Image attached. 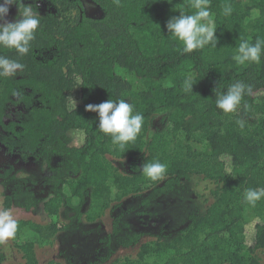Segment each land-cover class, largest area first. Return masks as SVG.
Returning a JSON list of instances; mask_svg holds the SVG:
<instances>
[{"label": "trees", "instance_id": "trees-1", "mask_svg": "<svg viewBox=\"0 0 264 264\" xmlns=\"http://www.w3.org/2000/svg\"><path fill=\"white\" fill-rule=\"evenodd\" d=\"M21 2L36 9L40 24L27 55L0 47V56L24 65L14 77H0V156L13 162L0 168L3 210L31 212L42 203L50 218L63 212L71 225L93 224L138 200L114 216L102 263L115 243L138 251L110 264H264V198L254 207L243 199L246 189L264 188V52L258 64L232 59L241 41L264 39V0H210L216 46L192 53H181L166 29L180 10L194 11L190 0ZM226 2L230 16L222 14ZM9 14V22L20 18L16 4ZM189 76L197 82L185 93ZM237 81L251 91L234 113L223 114L217 93ZM109 98L124 99L144 117L124 148L98 131L97 113L85 110ZM157 160L167 168L152 180L140 167ZM126 163L129 170L119 167ZM192 179L205 183L209 205L186 208L176 226L183 228L142 243L128 217L135 209L149 215L161 197L190 201L180 195ZM38 186L46 190L43 200ZM17 221L8 240L24 264H39L36 246L67 230L63 223Z\"/></svg>", "mask_w": 264, "mask_h": 264}, {"label": "clouds", "instance_id": "clouds-1", "mask_svg": "<svg viewBox=\"0 0 264 264\" xmlns=\"http://www.w3.org/2000/svg\"><path fill=\"white\" fill-rule=\"evenodd\" d=\"M13 4L18 6L20 18L16 22L0 23V47L14 49L20 56H24L32 51L31 42L35 39L40 15L32 5H23L21 0H0V21L5 20L9 7ZM189 7L194 10L191 14L180 10L179 16H172L167 21L166 29L169 36L182 45L181 53H192L208 45L215 48L217 26L210 12V0H190ZM232 12V4L226 2L222 6V14L230 16ZM262 52H264V39L257 38L255 43L243 40L235 49L232 59L238 65L258 64ZM23 68L24 65L17 60L0 56V77H14ZM196 82L191 76L185 78L181 86L182 90L185 93H192ZM250 91V85L237 81L229 85L226 91L217 93L215 106L223 114L234 113L241 105L244 95ZM85 110L98 114L96 128L100 133L110 136L111 142L120 148L136 140L144 122L143 115L134 114L133 105L124 99L109 98L99 104H88ZM244 124L243 120H237V125L241 129ZM166 168V164L157 160L142 164L140 170L147 178L156 180L165 173ZM262 198H264V188H249L243 195L244 201L253 207ZM17 229L18 221L13 218L11 212L7 209L0 210V241L14 238Z\"/></svg>", "mask_w": 264, "mask_h": 264}, {"label": "rangeland", "instance_id": "rangeland-1", "mask_svg": "<svg viewBox=\"0 0 264 264\" xmlns=\"http://www.w3.org/2000/svg\"><path fill=\"white\" fill-rule=\"evenodd\" d=\"M9 21H12L11 14L7 15L3 22ZM119 167L123 170H129L127 163L119 165ZM25 170L30 172V168ZM23 172H18L17 176H24L26 173L25 171ZM184 188L186 190L180 197L189 198L190 201H187V199L182 201L176 195L167 198L161 197L158 198L149 215H137L135 213H138L139 209H135L134 215L128 217L132 230L143 234L142 243L153 241L156 238L155 236L159 234L170 235L177 232L179 228H183L181 225L176 226L183 218L184 210L185 212L188 211L186 208L197 206L202 211L206 205H209L210 200L207 198L204 182L192 179ZM33 190L37 198L41 200L45 198L46 190L44 188L38 186L33 188ZM6 194L7 190L0 184V210H3V200ZM137 203L138 200H131L119 208L110 209L101 220L93 224L84 221L81 224L71 225L63 215V212L60 213L61 215L58 218H50L42 211V203H39L37 209L31 212H26L18 207H12L9 211L16 220L31 219L41 225L58 223V228L62 227V223L67 225V230H60L51 240L42 241L36 246V256L39 264H47L49 262L60 264H110L117 259L136 257L137 246L124 249L112 243L110 245L112 250L110 259L105 263L101 262L102 257H105L108 252L106 243L105 241L103 243V240L112 232L114 216L132 206L136 207ZM198 203H201V205ZM86 209L87 206L84 207V211ZM0 251L4 256L5 264H24L19 253L13 248L9 240L2 241ZM261 257L264 259V251Z\"/></svg>", "mask_w": 264, "mask_h": 264}, {"label": "flooded vegetation", "instance_id": "flooded-vegetation-1", "mask_svg": "<svg viewBox=\"0 0 264 264\" xmlns=\"http://www.w3.org/2000/svg\"><path fill=\"white\" fill-rule=\"evenodd\" d=\"M10 163H13L10 158L0 156V168L6 167V165H8ZM24 169H26V168H24ZM30 169H32V168H30Z\"/></svg>", "mask_w": 264, "mask_h": 264}]
</instances>
